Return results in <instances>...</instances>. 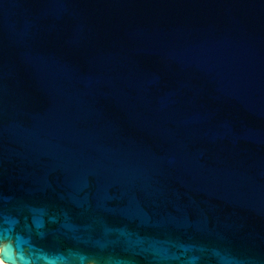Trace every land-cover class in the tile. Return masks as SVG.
I'll list each match as a JSON object with an SVG mask.
<instances>
[{"label":"water","instance_id":"1","mask_svg":"<svg viewBox=\"0 0 264 264\" xmlns=\"http://www.w3.org/2000/svg\"><path fill=\"white\" fill-rule=\"evenodd\" d=\"M0 257L264 264V0H0Z\"/></svg>","mask_w":264,"mask_h":264},{"label":"bare ground","instance_id":"2","mask_svg":"<svg viewBox=\"0 0 264 264\" xmlns=\"http://www.w3.org/2000/svg\"><path fill=\"white\" fill-rule=\"evenodd\" d=\"M0 264H9V263L3 261L2 258L0 257Z\"/></svg>","mask_w":264,"mask_h":264}]
</instances>
